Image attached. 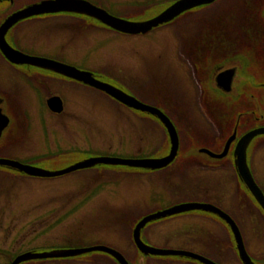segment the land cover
<instances>
[{
    "label": "flooded vegetation",
    "instance_id": "af4514ba",
    "mask_svg": "<svg viewBox=\"0 0 264 264\" xmlns=\"http://www.w3.org/2000/svg\"><path fill=\"white\" fill-rule=\"evenodd\" d=\"M45 1L51 0H0V160L17 162L41 170L45 168L63 170L65 168L60 169L59 165L65 153L87 154V156L82 155L79 158H74L66 169L96 157L94 146H88L89 149L86 148V150L64 146V121L77 122L80 116L71 111L69 113L68 100L63 98L61 92L73 85L81 89L80 94L87 96L90 102L92 95L97 91L101 94L104 92L61 74L56 70V67L39 66L27 62L18 63L16 59L12 60L5 53L8 54L11 50L13 53L72 66L82 73H89L94 79L122 90L142 104L157 109L169 119L175 128V134L178 137L177 152L172 162L163 168L150 170L141 167L129 168L97 164L77 169H93L96 166L125 167L137 170L136 173L130 174H136L139 179L155 174L169 177L157 186L156 193L147 200L148 205L152 206L153 203L157 204L161 201H168V204L155 206L142 213L131 228L132 231L141 218L181 204L210 205L224 214V216H219L213 211L195 207V209L171 216L153 219L140 229L141 241L155 248L188 251L209 259L213 264H264V208L239 176L238 153L240 154L241 148L237 147L239 140L246 133L264 127V108L258 107L260 97H258L259 92L257 93V89L264 90V0H215L210 4L196 6L182 12L170 22L162 24H173L177 27L183 20H196L194 22H201L202 30L206 29L204 32L211 31L209 40L212 43L216 42L214 45L206 46V50H201V48L200 51L204 53H200L201 45L198 46L195 40L189 38V50L186 53L182 51V53L171 56L170 53L164 57L158 56L159 66L152 69L156 70L157 74L162 73L161 85L178 87L186 93V96L190 93L187 101L191 106H194L195 103L196 113L188 112V105L183 103L186 99L182 101L181 98L172 96L171 98L166 96L157 98L155 91L141 86L143 81L136 83L137 90H134L128 81L120 80V82L103 69L99 70L98 63L86 64L93 53H81L80 49L75 52L68 51L74 42L67 46L63 40L64 37L69 35L74 37L84 31L99 29L117 36L135 37L145 36V34L159 29L162 25L145 34L129 35L105 26L100 20V17L108 14L133 21L129 20V14H124L125 11L114 13L111 8L113 3L119 4L121 9L125 7L124 4H129L131 8H137L138 1L71 0L74 1L72 6L76 7L75 10L39 12L18 18L8 28L3 29V24L11 16L27 8L38 6ZM174 1L176 0L169 1L168 5ZM215 3H220V11H218L220 23L217 22L215 25V22H211L215 19L214 17L210 19L196 17L199 12L212 16L218 14L210 8ZM222 9L233 10V12L223 15L221 14ZM158 13L148 18L144 17L140 21L149 20ZM54 34L58 35L60 39L54 40L50 36ZM205 36L208 39V35ZM60 40L62 41L60 44H54ZM240 43L243 44V49H238ZM225 47L230 48L225 49ZM61 53H79V56H82L81 58L85 61L64 59ZM229 69L234 70L230 84L231 89L229 92H224L220 87V73ZM183 71L189 74L188 81L182 79L185 78ZM19 81L23 83L20 87L18 86ZM195 85L198 87V93L195 92L197 89ZM259 95L263 96L264 94L259 93ZM108 97L125 112L128 111L136 115L142 121L160 125L168 136L166 129L156 116L137 111L110 96ZM54 98L60 103V112L50 110L47 105V102ZM36 99H41L44 103L47 110L46 116L51 119L50 128L42 115H37L38 123L36 121V125H32L30 120L35 121V119L26 118V121H23V115L18 114L17 107L20 101L31 100L30 102H33ZM68 99L75 101V97H68ZM182 105L185 107L184 110L181 108ZM244 111L248 115L242 114ZM92 120H94V116ZM182 120L187 123L185 128H188L186 146L179 144L183 129L178 122ZM147 122L146 124H148ZM37 136L40 139H37ZM19 137L27 139V142L18 145ZM89 143L91 142L89 141ZM169 151L170 146L166 147L162 154L149 152L145 155L139 147L137 155L124 158L158 159L166 157ZM244 161L254 183L264 197V134L257 135L249 141L244 152ZM8 175L25 179L52 178L30 176L9 164H0V178H6ZM180 175L184 177L167 183L169 179ZM172 185H174L175 191L172 190ZM182 190L185 191L184 194L181 193ZM167 191L169 193H166ZM170 193L176 196H171ZM89 200L85 199V201ZM160 223L165 224L168 228L162 230L159 228ZM171 228L176 229L175 233L167 235V230H171ZM178 230H180L179 233ZM129 236L131 246L127 247V250L121 251L116 247H109L121 254L128 264H139L138 262L140 264H204L185 256L145 255L138 250L133 242L132 233ZM170 239H175L176 247L170 245ZM240 247L249 257L248 260L241 258ZM26 252L44 251L27 248L25 251L13 254L7 264H10L16 256ZM91 254L104 257L102 261L108 264H119L110 254L101 253V251L66 258L31 259L20 264L30 263L29 261L44 264L48 260L67 261L71 264L75 261L81 262L84 259L80 258ZM150 257H155V259H150ZM92 261L97 260L92 259L88 262L92 263Z\"/></svg>",
    "mask_w": 264,
    "mask_h": 264
},
{
    "label": "rangeland",
    "instance_id": "374dc122",
    "mask_svg": "<svg viewBox=\"0 0 264 264\" xmlns=\"http://www.w3.org/2000/svg\"><path fill=\"white\" fill-rule=\"evenodd\" d=\"M113 1L122 2L123 0ZM126 1H138L139 6L131 8L129 4H124L125 7L121 9L119 4L113 3L112 11L114 13L125 11L124 14H129V20L140 21L144 17L148 18L160 12L171 0ZM210 8L213 12L218 13L220 3H215ZM232 12L233 10H221L223 15ZM219 14L212 16L199 12L196 17L206 19L207 17L209 19L214 17L215 19L211 22H215L214 24L217 25V22L220 23ZM217 15L219 16L216 17ZM194 21L183 20L177 27L173 24L162 25L159 29L145 34V36H117L95 29L84 31L74 37L65 36L63 40L67 46L74 42L68 51L75 52L80 49L81 53H93V57L90 55L86 64L98 63L99 70L103 69L119 81H128L134 90H137L136 83L143 81L141 86L155 91L156 95H154L157 98L160 96V98L164 96L171 98L172 96L179 97L182 101L186 99L183 103L188 105V112L196 113L195 103L194 106H191L187 101L190 93L186 96V93L178 87L161 85L162 73L157 74L156 70H152L159 66L158 56L164 57L168 53L171 56L182 53V51L186 53L189 50V38L195 40L198 46L201 45L200 48L198 47L200 53H204L200 51L201 48V50H206V46L216 43L209 40L211 31L204 32L206 29H201V22ZM205 35H208V39ZM50 36L54 40L60 39L56 34ZM61 42V40L56 41L54 44ZM241 45L238 46V49H243L244 46ZM61 54L64 59L85 61L81 58L82 56H79V53ZM183 74L185 78H181L188 81L189 74L184 71ZM22 84L19 81L18 86L20 87ZM195 87L197 86L195 85ZM80 92L81 89L73 85L61 92L63 98L68 100L69 113L71 111L80 116L77 122L64 121L63 135L66 148L70 146L75 149L86 150V148L89 149L88 146H94L96 157L110 155L124 158L125 156L137 155L136 152L139 147L143 154L147 155L149 152L162 154L166 147L171 145L168 136L160 125L142 121L136 115L128 111L125 112L101 92L97 91L96 94L92 95L91 102L87 96L80 94ZM195 92L198 93V87ZM258 92L264 94V90L257 89ZM259 93L260 105L258 107L262 109L264 108V95L260 96ZM68 97H75V101L68 99ZM30 101L25 100L18 103V114L23 115L22 120L26 121V118L35 119V121L30 120V123L36 125V121L38 123L36 116L42 115L45 123L49 124L51 119L46 116L47 110L43 101L41 99ZM181 108L184 110V105ZM178 110L180 109L178 108ZM92 114L94 120H92ZM27 115L28 117H26ZM178 124L183 129L179 144L186 146L188 128L185 126L187 123L182 120ZM48 127L50 128L51 124ZM37 139L40 137L37 136ZM25 142L27 139L18 138V145L25 144ZM82 155L87 156V154L77 152L65 153L59 168L66 169L67 166L71 165L74 158H79ZM43 170L53 172L58 169L45 168ZM136 172L135 169L125 167L96 166L93 169L77 170L50 179H25L14 175H8L6 178L1 177L0 264H7L13 254L25 251L27 248L53 251L101 245L116 247L121 251L127 250L126 248L131 246L129 236L133 233L131 228H133L138 216L155 206L168 204V201H161L157 204L153 203L152 206L148 205L147 200L156 193L157 186L169 177L155 174L139 179L136 174H130ZM181 177L184 176H175L169 179L167 183L169 181L175 182ZM172 190L175 191V188L173 187ZM184 192V190L181 191L183 194ZM170 195L176 196L172 193ZM85 199L90 200L85 201ZM162 224H159V228L162 230L168 228ZM173 229L167 230L166 234H174L176 229ZM179 231L177 232L179 233ZM174 240L170 239L169 243L176 247ZM80 259L84 260L75 261L71 264H108L102 261L104 257L92 254ZM92 259L97 261L88 262ZM150 259L154 260L155 257H150ZM29 262L23 264H37V261ZM67 263L69 262L48 260L44 264ZM138 263L140 264V262Z\"/></svg>",
    "mask_w": 264,
    "mask_h": 264
},
{
    "label": "water",
    "instance_id": "95a60500",
    "mask_svg": "<svg viewBox=\"0 0 264 264\" xmlns=\"http://www.w3.org/2000/svg\"><path fill=\"white\" fill-rule=\"evenodd\" d=\"M215 0H176L173 3H171L168 6H165L164 9L158 13V15L152 17L149 20L144 21H128L125 19L117 18L110 16L108 14H105L106 16L100 17V20L102 23L120 33L123 34H129V35H137V34H145L152 30L153 28H156L162 24H166L170 22L172 19H174L176 16L181 14L182 12H185L187 10H190L192 8H195L196 6H202L212 3ZM74 5V1L71 0H51V1H45L42 4L38 6H33L31 8H27L25 10H22L19 13H16L15 15L11 16L4 24L3 29L8 28L9 25L17 21L18 18L27 17L33 14H37L39 12H52V11H59V10H75L76 7L72 6ZM10 52V53H9ZM7 57H10L12 60L16 59V62H27L31 64L36 65H43V66H53L56 67V70H58L61 74H64L67 77H70L72 79L81 81L85 83L86 85H90L93 88L100 90L104 92V94H107L112 99L130 107L135 110H140L143 112H147L148 114H152L156 116L161 124H163L164 128L167 131L169 143L170 145V151L169 154L164 158H158V159H126V158H119V157H95L83 162H80L72 167H69L67 169L58 170V171H45L34 167L24 166L17 163V162H10L5 160H0V164H9L19 171H22L23 173H26L30 176H36V177H57L64 174H67L69 172H72L77 169L82 168H88L97 164H105V165H114V166H127L132 168H144V169H160L161 167H165L170 162H172L178 148V137L174 126L169 121V119L162 114L157 109L150 107L148 105L142 104L141 102L137 101L132 96H129L127 93L123 92L122 90L107 84L105 82H101L97 79H94L89 73L81 72L77 69H75L72 66L60 64L51 60L42 59V58H35V57H29L21 53H13V51L9 50ZM233 69L226 70L222 73H220V87L224 92L230 91V84L231 79L233 77ZM47 105L50 110L54 112H60L61 106L58 100L55 98L52 100H49L47 102ZM264 134V127L256 128L248 133H246L238 142L237 147L241 148L240 154L238 153L239 160H238V172L240 178L243 180L251 194L255 195L257 200L259 201V204L264 208V197L256 184L254 183L250 172L245 164L244 161V152L246 149L247 144L249 141L257 136ZM241 157V158H240ZM196 208H203L206 211H213L219 216H224L222 212L214 208L210 205H192V204H181L168 208L166 210L163 209V211L156 212L154 214L147 215L141 218L138 223L135 225L132 237L133 242L135 243L138 250H140L142 253H145V255H153V256H166V255H178V256H185L189 258L196 259L204 264H213L209 259H206L204 257H201L197 254L188 252V251H182V250H172V249H159L155 247L148 246L144 244L140 239V229L147 223L152 221L153 219H160L164 218L166 216H171L180 212H184L190 209ZM93 251H101L107 254H110L112 257H114L119 264H128L126 260L119 254L117 251L106 247V246H92L88 248H79V249H64V250H53V251H47V252H26L23 254H20L16 256L10 264H20L21 262H25L31 259H50V258H66V257H73L77 255H81L88 252ZM240 256L243 258V260H248L249 257H247L246 253L244 252L243 248L240 247Z\"/></svg>",
    "mask_w": 264,
    "mask_h": 264
},
{
    "label": "trees",
    "instance_id": "16d2710c",
    "mask_svg": "<svg viewBox=\"0 0 264 264\" xmlns=\"http://www.w3.org/2000/svg\"><path fill=\"white\" fill-rule=\"evenodd\" d=\"M241 44H242V43H240V45H241ZM240 45H239V46H240ZM241 46H242V45H241ZM229 48H230V47H225V49H229ZM247 112H248V111H247ZM242 114H244V115H248V113L245 114V111H244ZM244 115H243V116H244Z\"/></svg>",
    "mask_w": 264,
    "mask_h": 264
}]
</instances>
